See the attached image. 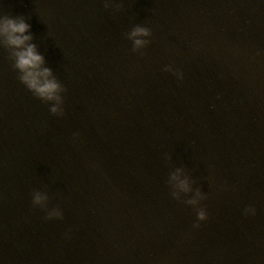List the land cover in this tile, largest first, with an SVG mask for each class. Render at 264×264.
<instances>
[{"label":"water","instance_id":"95a60500","mask_svg":"<svg viewBox=\"0 0 264 264\" xmlns=\"http://www.w3.org/2000/svg\"><path fill=\"white\" fill-rule=\"evenodd\" d=\"M0 16L31 25L61 85L35 95L0 35V264H264V0H0Z\"/></svg>","mask_w":264,"mask_h":264},{"label":"clouds","instance_id":"9594fccd","mask_svg":"<svg viewBox=\"0 0 264 264\" xmlns=\"http://www.w3.org/2000/svg\"><path fill=\"white\" fill-rule=\"evenodd\" d=\"M30 28L31 25L23 17L0 16V35H3L9 44L15 46V64L22 73L20 79L35 95L58 102L61 99L58 94L61 85L51 75L52 69L43 66L45 59L43 54L37 50L34 43L29 42L32 38ZM148 33L149 28L138 24L132 29L130 36L135 38L134 43L138 46L147 43V41L137 37L147 36ZM165 68L172 71L178 79L183 78V72L180 69L174 68L172 65H166ZM57 110V104H52L51 111L56 112ZM73 135L76 136L78 133H73ZM179 171L180 169H177V172L173 173V179L177 181L178 187L186 190L188 181L177 175ZM44 199H46L45 194L36 192L33 196V203H40ZM190 203H195V200ZM244 212L245 214H254L255 208L251 205L246 206ZM62 215L63 213L59 209H53L47 213L45 218L62 217ZM206 217V209H198L197 221L194 222V226H198V222Z\"/></svg>","mask_w":264,"mask_h":264}]
</instances>
